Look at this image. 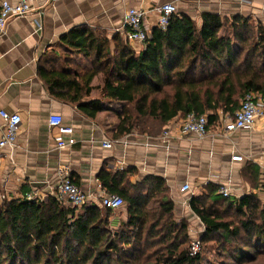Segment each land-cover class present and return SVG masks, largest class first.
Wrapping results in <instances>:
<instances>
[{
	"label": "trees",
	"instance_id": "1",
	"mask_svg": "<svg viewBox=\"0 0 264 264\" xmlns=\"http://www.w3.org/2000/svg\"><path fill=\"white\" fill-rule=\"evenodd\" d=\"M201 19L197 29L177 13L165 30L153 28L139 52L115 38L112 54L107 40L75 27L60 44L91 57L92 70L73 65L74 74L40 68L39 74L49 94L66 102L75 90L88 95L83 85L102 73L104 97L124 104L115 139L155 138L178 114L206 115L209 127L218 109L233 115L247 93L264 92V24L215 13ZM79 108L91 118L102 110L100 102ZM128 172L98 175L106 194L122 199L117 211L99 202L77 211L54 196L0 201V264H202L199 252L190 253L189 223L175 221L165 181L147 176L131 184ZM189 206L203 226L200 244L215 242L221 264L264 263V204L257 195L231 200L208 185Z\"/></svg>",
	"mask_w": 264,
	"mask_h": 264
},
{
	"label": "crops",
	"instance_id": "2",
	"mask_svg": "<svg viewBox=\"0 0 264 264\" xmlns=\"http://www.w3.org/2000/svg\"><path fill=\"white\" fill-rule=\"evenodd\" d=\"M9 2L14 5L18 0ZM166 2H177V13L188 16L197 29L202 13L242 16L255 26L264 24V0H33L29 15L7 21L0 35V110L18 114L20 123L15 145L0 149V201L28 194L45 199L59 186L60 173H67L92 198L88 204H96V198L106 194L98 180L104 169L113 173L128 170L126 179L131 184L147 176L161 177L169 188L176 222L199 221L190 210V199L204 193L208 185L225 187L231 200L255 194L264 204L263 121L251 132L225 136L221 119L227 114L218 109V120L201 139L176 135L180 114L161 129V133L171 129L167 142L159 139L161 133L155 138L132 133L115 139L124 104L104 97L102 73L83 85L84 91L90 90L88 95L75 90L66 102L49 94L39 74V68L74 74L73 65L92 70L91 57L60 44V37L73 28L88 27L109 42L112 54L115 38L127 42L124 15L129 8L152 9ZM154 19V15L147 19L150 35ZM66 57L73 63L68 64ZM91 102H100L102 107L93 118L79 108ZM55 114L61 116L63 126L72 128L71 135L62 137L64 149L58 148L56 132L49 127V117ZM2 124L0 119V134ZM105 140L113 141L111 149L102 147ZM232 156H241L242 161L233 162ZM185 184L189 191L181 190Z\"/></svg>",
	"mask_w": 264,
	"mask_h": 264
},
{
	"label": "built area",
	"instance_id": "3",
	"mask_svg": "<svg viewBox=\"0 0 264 264\" xmlns=\"http://www.w3.org/2000/svg\"><path fill=\"white\" fill-rule=\"evenodd\" d=\"M33 0H18L12 5L9 0H0V35L5 31L7 21L13 17H26L32 12ZM177 14V8L174 2H166L152 9L129 8L124 15L125 40L135 48L142 50L145 42L150 38V29L147 19L150 15H154L155 27L165 30L172 15ZM0 119L3 121L0 134V149L15 145L20 117L18 114H8L4 110H0ZM258 121L264 122V92L247 93L241 100L239 109L233 115H225L221 119V125L225 136H229L237 131L251 132L255 129ZM49 127L56 132V143L59 149H64L66 143L62 139L65 135L72 134V128L62 125V118L59 115H51L49 117ZM208 120L206 115H198L195 113L186 114L180 121L176 129V135L179 137H194L201 139L206 136ZM171 129L164 128L160 138L167 142L172 134ZM69 144H73V140H69ZM113 141L105 140L102 142L104 149H111ZM231 161L241 162V156H232ZM61 174V182L57 189L52 193L59 203L72 208H81L88 204L92 198L85 195L79 187H77L70 179L67 173ZM189 185L185 184L181 187L182 191H189ZM219 194L223 197H229L228 190L225 187L219 188ZM27 200H34L32 194L25 195ZM42 197L41 200H43ZM103 207H107L112 211H117L123 205L122 199L117 195L104 194L96 198ZM199 244L195 243L190 246V253L196 254Z\"/></svg>",
	"mask_w": 264,
	"mask_h": 264
},
{
	"label": "rangeland",
	"instance_id": "4",
	"mask_svg": "<svg viewBox=\"0 0 264 264\" xmlns=\"http://www.w3.org/2000/svg\"><path fill=\"white\" fill-rule=\"evenodd\" d=\"M176 7L178 6V3H174ZM2 198V197H1ZM2 201V199H1ZM78 209L77 211H79ZM179 223V222H176ZM201 227V228H200ZM188 234L190 237V246L198 243L199 244V249L197 252H199L202 255V264H221V261H223L219 256H218V251H217V244L215 242H206L200 244L201 241V235L203 233V227L200 226L199 221L193 222L192 220L189 222V227H188ZM259 264H264L260 262Z\"/></svg>",
	"mask_w": 264,
	"mask_h": 264
}]
</instances>
